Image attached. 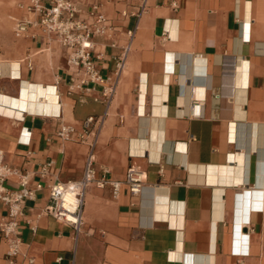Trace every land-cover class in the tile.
<instances>
[{
    "label": "crops",
    "instance_id": "crops-1",
    "mask_svg": "<svg viewBox=\"0 0 264 264\" xmlns=\"http://www.w3.org/2000/svg\"><path fill=\"white\" fill-rule=\"evenodd\" d=\"M18 1V53L0 62V148L42 187L24 201L15 255L0 232V264H264V0H146L140 17L142 0H71L89 23L92 12L107 19L91 38L105 80L88 84L41 29L16 35ZM39 86L54 88L49 104ZM90 152L97 177L124 181L137 167L147 181L117 197L89 185L75 229L46 213L49 186L80 180Z\"/></svg>",
    "mask_w": 264,
    "mask_h": 264
},
{
    "label": "built area",
    "instance_id": "built-area-1",
    "mask_svg": "<svg viewBox=\"0 0 264 264\" xmlns=\"http://www.w3.org/2000/svg\"><path fill=\"white\" fill-rule=\"evenodd\" d=\"M19 8L23 9V14L15 20L14 31L17 36H25L30 27L41 29L51 41L67 49L68 63L81 68L85 73V78L80 84L89 82L104 81L97 68L96 58L94 56L92 36L97 32H103L107 19L103 14L92 12L95 17V23H89L87 20L77 16L79 10L71 0H19ZM147 12L146 0H142L139 8L131 15L140 17ZM124 14H128L127 11ZM98 26V27H96ZM133 29L128 31L129 37L134 35ZM130 45L128 44L125 53L118 57L117 69L113 77H108V87L105 94L110 99L116 89L118 79L124 67V60ZM191 115L201 117L205 102V90L199 86L192 88ZM94 117H89L86 126L94 121ZM60 137L69 139L72 137V128L69 125H63L59 132ZM94 156L90 152L86 160L85 171L80 180L55 181L49 187L50 202L46 206L47 214L56 219L66 221L79 229L82 223V207L84 202V192L89 185H95L100 188L110 186L114 196L117 197L124 184H126L133 194H138L147 181L146 171L137 167L128 169L124 181L117 179H107L97 177L93 167ZM17 177V182H14ZM42 187L37 184L34 188L30 185L27 174L8 166L5 161V152L0 148V201L7 208V215L0 221V232L3 238L9 244L8 255H15L19 251L21 238L18 233L19 218L24 214L23 204L26 199H32L35 191ZM73 193L77 199V207L66 205V194ZM31 264V263H30Z\"/></svg>",
    "mask_w": 264,
    "mask_h": 264
},
{
    "label": "rangeland",
    "instance_id": "rangeland-1",
    "mask_svg": "<svg viewBox=\"0 0 264 264\" xmlns=\"http://www.w3.org/2000/svg\"><path fill=\"white\" fill-rule=\"evenodd\" d=\"M13 11L11 0H0V62L14 59L18 53L16 42L12 35V21L10 15Z\"/></svg>",
    "mask_w": 264,
    "mask_h": 264
},
{
    "label": "bare ground",
    "instance_id": "bare-ground-1",
    "mask_svg": "<svg viewBox=\"0 0 264 264\" xmlns=\"http://www.w3.org/2000/svg\"><path fill=\"white\" fill-rule=\"evenodd\" d=\"M13 62H11V64H12ZM1 65V64H0ZM8 65V64H7ZM2 67V66H1ZM11 67V66H10ZM4 69H6V68H4ZM10 69V68H9ZM8 69V70H9ZM13 69V68H12ZM0 70H2V68L0 69ZM14 70V69H13ZM7 71V70H6ZM11 71V70H10ZM9 72V71H8ZM12 72V71H11ZM6 74V73H5ZM30 84V83H29ZM38 89H39V91H40V94H44V97H42V95H41V102L42 103H48L49 101H48V99H50V93H52L53 92V90H54V88L53 87H50V88H48V90H47V88H40V86L38 87ZM29 90H30V88H29ZM46 91H48V92H46ZM37 93V92H36ZM35 93V94H36ZM47 93V94H46ZM32 96V95H31ZM34 98V97H33ZM52 99V98H51ZM30 100V99H29ZM32 100V99H31ZM22 102V104H24L26 101H27V99L24 97L22 100H21ZM0 102L1 103H4V100H3V98L1 97V95H0ZM10 102V101H9ZM49 104V103H48ZM44 105V104H43ZM2 107H4V106H2ZM32 107H34V106H32ZM41 113V112H40ZM54 115V114H53ZM69 204V206H72L73 208H75V207H77V204H78V202H77V199H76V197L73 195V193H71V192H68L67 194H66V205H68Z\"/></svg>",
    "mask_w": 264,
    "mask_h": 264
}]
</instances>
